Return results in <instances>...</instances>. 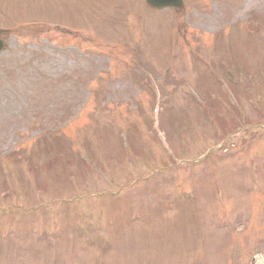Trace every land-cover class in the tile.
Wrapping results in <instances>:
<instances>
[{"label":"rangeland","instance_id":"obj_1","mask_svg":"<svg viewBox=\"0 0 264 264\" xmlns=\"http://www.w3.org/2000/svg\"><path fill=\"white\" fill-rule=\"evenodd\" d=\"M0 31V264H264V0H0Z\"/></svg>","mask_w":264,"mask_h":264},{"label":"water","instance_id":"obj_2","mask_svg":"<svg viewBox=\"0 0 264 264\" xmlns=\"http://www.w3.org/2000/svg\"><path fill=\"white\" fill-rule=\"evenodd\" d=\"M151 5L160 7V6H167V5H180L179 0H150L149 2ZM2 42H0V50L2 49Z\"/></svg>","mask_w":264,"mask_h":264}]
</instances>
